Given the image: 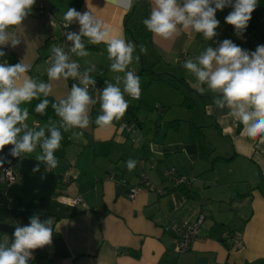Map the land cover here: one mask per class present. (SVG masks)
Wrapping results in <instances>:
<instances>
[{
    "label": "crops",
    "instance_id": "obj_1",
    "mask_svg": "<svg viewBox=\"0 0 264 264\" xmlns=\"http://www.w3.org/2000/svg\"><path fill=\"white\" fill-rule=\"evenodd\" d=\"M40 1L52 9L56 22L65 23L63 15L68 7L90 10L113 36L123 34L134 42L125 29L129 10L119 9L109 0ZM260 2L241 35L225 23L230 7L217 10L220 25L211 41L192 31L168 41L151 33L147 52L141 54L137 48L129 65L136 68L141 61V69L133 68L140 77L141 96L132 99L125 94L137 123L134 131L120 130L121 119L113 121L111 127H98L95 118L100 106H91L87 129L62 131L61 147L55 155L70 166L71 182L61 192L80 194L86 208L68 205L56 196L54 171L47 173L44 181L40 173L32 174L37 163L35 152L31 157L15 158L9 154L12 146H5L0 152V174L13 167L17 179L0 185V239L10 237L15 224L27 225L30 216L39 214L42 220L53 218L54 233L51 245L35 250L29 264H199V260L204 264H264V138L251 140L243 135L242 125L215 109L207 86H201L183 68L185 59L209 45L216 47L224 39L249 51L264 45V4ZM148 4L151 11V0ZM79 27L73 23L68 29L79 32ZM13 31L22 36V43L15 48L3 47L10 58H0V62L7 60L14 65L23 60L32 65L28 75L49 82L51 62L47 57L53 47L49 38L58 32L57 25L33 7L22 26ZM84 43L89 54L75 56L77 61L84 68L93 67V76L115 83L117 73L110 70L106 45H93L87 38ZM183 53L188 57L180 60ZM152 72L161 78H153ZM51 84L50 102L65 98L72 85L64 79ZM120 86L123 89V84ZM37 103L39 100H33L27 105L30 127L34 121L39 127L49 118L58 119L51 103L45 115L35 113ZM73 131L83 134L74 136ZM129 159L137 161L132 171L126 167ZM171 166L193 177L192 184L172 186L167 182L163 173ZM110 173L116 181L107 178ZM142 173L164 192L158 195L142 189L130 201L127 190ZM198 220L200 227L190 248L175 252L168 226ZM232 232L240 235L239 246L225 242L224 236Z\"/></svg>",
    "mask_w": 264,
    "mask_h": 264
},
{
    "label": "clouds",
    "instance_id": "obj_2",
    "mask_svg": "<svg viewBox=\"0 0 264 264\" xmlns=\"http://www.w3.org/2000/svg\"><path fill=\"white\" fill-rule=\"evenodd\" d=\"M109 2L123 10H131L134 6V0ZM35 3L36 0H0V49L9 45L15 48L22 43V36L13 29L22 26ZM151 4L150 14L143 24L154 37L168 41L192 31L211 41L218 35L216 29L220 25L216 18L217 10L232 8L225 17V23L241 35L258 7V0H151ZM63 20L65 28L78 23L79 32L64 33L67 41L71 42L69 51L60 46L51 48V66L47 69L49 82L38 81L28 75L32 65L23 60L14 65L7 60L0 62V152L8 145L12 146L9 154L15 158L31 157L35 152L33 158L37 163L31 171L33 175L40 173L41 181L46 180L47 173L59 165L55 153L61 147L62 131L87 129L91 122V106L99 102L100 114L96 116L95 124L108 128L127 112L129 103L125 94L132 99L141 96L140 77L129 70L137 49L134 42L126 40L123 34L113 36L104 21L90 10L80 12L68 7ZM84 38L93 45H106L110 70L117 73L115 83L105 80V86L96 89L99 95L94 98L90 93V87L96 86L91 75L94 68L81 71L79 62L72 58V55L88 56ZM139 51L146 53L147 48L141 45ZM5 56V51L0 50V58ZM135 58L139 59L138 56ZM183 68L201 86H207L213 94L215 109L242 125L243 135L251 140L264 138V45L249 51L230 39H224L216 47L209 45L195 57L185 59ZM121 73L123 75H119ZM69 78L77 82L71 85L67 96L50 102L51 82ZM33 100H39L35 113L45 115L51 103L58 119L49 118L43 126L30 127L27 105ZM72 134L77 136L83 132L73 131ZM2 164L3 158H0V166ZM136 165L135 159L126 162L129 171ZM53 226L51 216L42 220L39 214L30 216L27 225L15 224L11 236L4 235L0 239V264H29L34 259L35 250L51 245Z\"/></svg>",
    "mask_w": 264,
    "mask_h": 264
},
{
    "label": "built area",
    "instance_id": "obj_3",
    "mask_svg": "<svg viewBox=\"0 0 264 264\" xmlns=\"http://www.w3.org/2000/svg\"><path fill=\"white\" fill-rule=\"evenodd\" d=\"M34 7L37 9V12L48 19L49 21L53 22L57 25L58 32L54 35H52L49 38V41L53 44V46H60L65 48V51H69L71 47V42L67 41L66 36L64 33L71 32L68 27H64L63 22H56L53 18V12L52 9L45 7L40 0H36V3ZM218 14V11L216 12V16ZM51 55V54H50ZM50 55L47 57V61L49 60ZM70 55H72L70 53ZM188 57L185 53L182 54L180 60L183 58ZM72 58L77 60L74 55H72ZM80 64V63H79ZM81 71H83L84 68L81 64ZM129 70H132L135 72L133 68H129ZM92 75V73H91ZM93 76V75H92ZM96 80V86L90 87V93L94 97H98V92L96 91L99 89H103L105 86V80L97 78L96 76H93ZM69 82L76 83L77 81L73 80L72 78L68 79ZM131 98V97H130ZM94 107L100 106L99 102H97ZM126 113L124 117L121 119L119 123V129L120 130H126L127 132H132L137 128V123L134 119H126L125 118ZM32 127L38 126V122H33ZM132 142H135L134 139H131ZM141 167H143V162H140ZM164 178L167 182H169L172 186H190L194 180L193 177L186 176L183 174H180L177 172L176 168L171 166L164 170ZM107 178L115 180L116 177L113 173L108 174ZM17 179V173L14 170L13 167H7L4 168L0 174V185H6L15 182ZM71 182V176H70V169L69 167L65 168L63 172L60 173V175L57 178L56 181V191L58 192L56 196L60 198L64 203L72 206L81 205L83 208H86V204L83 201V198L80 194H77L75 196H68L65 194H62V189L69 185ZM142 189L147 190H153L157 192L158 195L163 194L164 190L161 188H158L157 186H154L152 182L147 177L146 173H142L139 181L135 184H132L129 186L127 190V198L130 201H133L136 196L140 193ZM200 227V220L196 222H189V221H183L181 223H171L167 229L172 231L171 235V242L174 246V250L177 253H184L187 251L192 243V240L195 238V236L198 233ZM224 240L227 243L237 244L238 246L241 244V237L237 232H232L231 234H226L224 236Z\"/></svg>",
    "mask_w": 264,
    "mask_h": 264
},
{
    "label": "trees",
    "instance_id": "obj_4",
    "mask_svg": "<svg viewBox=\"0 0 264 264\" xmlns=\"http://www.w3.org/2000/svg\"><path fill=\"white\" fill-rule=\"evenodd\" d=\"M259 1H261L260 3L264 4V0H259ZM149 14H150V9H149L148 0H136L134 1V6L132 7V9L129 10L128 13L125 15L126 33L135 42L138 51H139V46L143 45L144 47H146V45L149 43L151 39V33L146 29V27L143 24V20L147 18ZM0 50L5 51L8 59L10 58V54H8L4 48ZM144 71L148 72V70H144ZM152 76L153 78H158V77L161 78L160 77L161 74H155L153 72H152ZM185 101H187V98H185ZM126 116H130V119H134L132 118L134 116L132 109L128 108L126 112ZM58 160H59V165L56 169L53 170L57 174V178L60 175V173L64 171L65 168L67 167L70 168L68 164L63 163L62 159H58Z\"/></svg>",
    "mask_w": 264,
    "mask_h": 264
},
{
    "label": "rangeland",
    "instance_id": "obj_5",
    "mask_svg": "<svg viewBox=\"0 0 264 264\" xmlns=\"http://www.w3.org/2000/svg\"><path fill=\"white\" fill-rule=\"evenodd\" d=\"M136 65H137L136 68L133 67L135 70H139V69H141V61H139ZM156 105H157V104H156ZM156 105H155V106H156ZM146 128H147V125H145V127L142 128V129H143V133L146 132Z\"/></svg>",
    "mask_w": 264,
    "mask_h": 264
},
{
    "label": "water",
    "instance_id": "obj_6",
    "mask_svg": "<svg viewBox=\"0 0 264 264\" xmlns=\"http://www.w3.org/2000/svg\"><path fill=\"white\" fill-rule=\"evenodd\" d=\"M199 264H204V260H199Z\"/></svg>",
    "mask_w": 264,
    "mask_h": 264
}]
</instances>
